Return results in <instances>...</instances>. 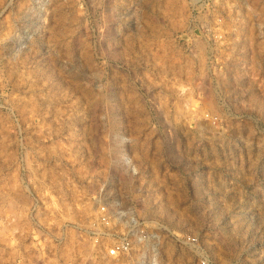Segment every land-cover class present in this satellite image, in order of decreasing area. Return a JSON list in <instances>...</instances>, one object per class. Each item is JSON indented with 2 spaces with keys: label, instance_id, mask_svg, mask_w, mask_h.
<instances>
[{
  "label": "rangeland",
  "instance_id": "1",
  "mask_svg": "<svg viewBox=\"0 0 264 264\" xmlns=\"http://www.w3.org/2000/svg\"><path fill=\"white\" fill-rule=\"evenodd\" d=\"M0 264H264V0H0Z\"/></svg>",
  "mask_w": 264,
  "mask_h": 264
},
{
  "label": "built area",
  "instance_id": "2",
  "mask_svg": "<svg viewBox=\"0 0 264 264\" xmlns=\"http://www.w3.org/2000/svg\"><path fill=\"white\" fill-rule=\"evenodd\" d=\"M114 222L118 223V229L124 228L127 231L122 235V237L119 238L121 240L120 243L116 244L114 249L111 250V253L113 254L117 252H120V254L126 253L129 250L131 251L132 247L134 248L136 245L142 246L144 243L146 244V242L151 239H147L144 236L137 234L136 232L134 234L133 231H138L140 229V219L131 216L119 215L118 217H115ZM140 236H142V238H140Z\"/></svg>",
  "mask_w": 264,
  "mask_h": 264
},
{
  "label": "bare ground",
  "instance_id": "3",
  "mask_svg": "<svg viewBox=\"0 0 264 264\" xmlns=\"http://www.w3.org/2000/svg\"><path fill=\"white\" fill-rule=\"evenodd\" d=\"M131 168H132V169H128V170H133V167H131ZM124 175H125V172H124ZM127 175H128V174H127ZM125 177H126V176H125ZM128 177H129V176H128ZM128 177H127V178H128ZM120 178H121V177H120ZM123 178H124V177H123ZM121 180H122V179H121ZM127 181H128V180H127ZM129 181H130V180H129ZM129 181H128V182H129ZM123 183H124V182H123ZM125 186H126V185H125ZM127 186H128V185H127Z\"/></svg>",
  "mask_w": 264,
  "mask_h": 264
}]
</instances>
